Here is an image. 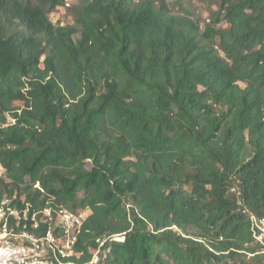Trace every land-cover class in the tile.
I'll return each instance as SVG.
<instances>
[{"label": "trees", "instance_id": "trees-1", "mask_svg": "<svg viewBox=\"0 0 264 264\" xmlns=\"http://www.w3.org/2000/svg\"><path fill=\"white\" fill-rule=\"evenodd\" d=\"M172 2L0 0V204L89 209L79 263L264 264V0Z\"/></svg>", "mask_w": 264, "mask_h": 264}, {"label": "built area", "instance_id": "built-area-1", "mask_svg": "<svg viewBox=\"0 0 264 264\" xmlns=\"http://www.w3.org/2000/svg\"><path fill=\"white\" fill-rule=\"evenodd\" d=\"M73 2L65 0V6L71 7ZM3 173L4 169L0 176ZM36 186L39 187V184ZM247 211L254 241L264 251V216L245 209ZM27 212L28 209L21 212L7 206V201L0 204V264H100L108 257L110 248L103 249L107 240L99 239L89 262L79 263L73 259L82 255L76 250V245L88 217L83 212L65 207L56 210L47 208L33 214L30 219ZM28 221L31 222V229H28ZM112 239L123 241L124 237L116 235Z\"/></svg>", "mask_w": 264, "mask_h": 264}, {"label": "rangeland", "instance_id": "rangeland-1", "mask_svg": "<svg viewBox=\"0 0 264 264\" xmlns=\"http://www.w3.org/2000/svg\"><path fill=\"white\" fill-rule=\"evenodd\" d=\"M163 1H167L168 4H172L173 5V2L172 0H163ZM202 0H187V3H190L191 6H194V7H201L202 6ZM78 3V0L75 1L74 4H77ZM201 4V5H200ZM203 13L204 14V18L207 17V10L204 8L203 10ZM51 17V20L53 23L55 24H61L63 26H68V25H71L73 23V15L71 13V10L70 9H67L63 6L59 7L56 11H54L53 13H51L50 15ZM3 172V169L1 167V171L0 173ZM4 174V173H3ZM83 214L85 216H88L90 211L89 209H86L84 211H82Z\"/></svg>", "mask_w": 264, "mask_h": 264}, {"label": "clouds", "instance_id": "clouds-1", "mask_svg": "<svg viewBox=\"0 0 264 264\" xmlns=\"http://www.w3.org/2000/svg\"><path fill=\"white\" fill-rule=\"evenodd\" d=\"M75 1H76V0H74L73 4L75 3ZM73 4H72V5H73ZM64 7L67 8V9L70 8V7H66L65 4H64Z\"/></svg>", "mask_w": 264, "mask_h": 264}]
</instances>
